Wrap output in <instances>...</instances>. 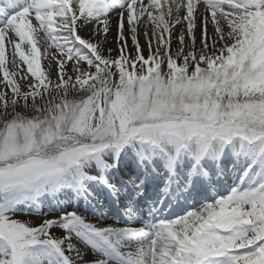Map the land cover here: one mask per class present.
I'll list each match as a JSON object with an SVG mask.
<instances>
[{"label":"snow or ice","instance_id":"snow-or-ice-1","mask_svg":"<svg viewBox=\"0 0 264 264\" xmlns=\"http://www.w3.org/2000/svg\"><path fill=\"white\" fill-rule=\"evenodd\" d=\"M0 264H264V0H0Z\"/></svg>","mask_w":264,"mask_h":264},{"label":"rangeland","instance_id":"rangeland-1","mask_svg":"<svg viewBox=\"0 0 264 264\" xmlns=\"http://www.w3.org/2000/svg\"><path fill=\"white\" fill-rule=\"evenodd\" d=\"M114 29H115V25H113V31L110 32V33H113L114 36L111 37V35L109 33V35H108L109 43H108V45H106V47H112V48H115L116 47V45H115V39H114V37H115V30ZM211 30H212L211 29V26H209L208 31L211 32ZM143 33H144V29L141 28V35H140L141 44L142 43H145V38L143 36ZM81 34L84 35L85 33H81ZM197 36H199V29H197ZM142 46L144 47V54H145V56H147V46H146V44H142ZM172 48H173V50H175V48H176V43L175 42H173ZM113 55H116V52L115 51L113 52ZM19 219H21V220L27 219L28 221H34L36 218L35 217L28 218V217H25V215H23V216L21 215L19 217Z\"/></svg>","mask_w":264,"mask_h":264},{"label":"bare ground","instance_id":"bare-ground-1","mask_svg":"<svg viewBox=\"0 0 264 264\" xmlns=\"http://www.w3.org/2000/svg\"><path fill=\"white\" fill-rule=\"evenodd\" d=\"M113 25H115V23H114V21H113ZM110 35H111V37H113L114 36V34L113 33H110ZM144 36V35H143ZM140 43H141V41H140ZM142 44H145V43H142ZM141 44V45H142Z\"/></svg>","mask_w":264,"mask_h":264}]
</instances>
